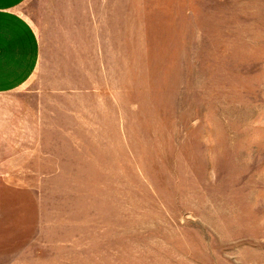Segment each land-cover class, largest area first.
I'll return each mask as SVG.
<instances>
[{
    "label": "rangeland",
    "instance_id": "1",
    "mask_svg": "<svg viewBox=\"0 0 264 264\" xmlns=\"http://www.w3.org/2000/svg\"><path fill=\"white\" fill-rule=\"evenodd\" d=\"M95 10L113 97L0 170V264H264V0Z\"/></svg>",
    "mask_w": 264,
    "mask_h": 264
},
{
    "label": "crops",
    "instance_id": "2",
    "mask_svg": "<svg viewBox=\"0 0 264 264\" xmlns=\"http://www.w3.org/2000/svg\"><path fill=\"white\" fill-rule=\"evenodd\" d=\"M95 3L0 0V170H24L41 155L59 106L73 115L91 98L98 105L111 91L113 97ZM111 55L113 64L114 43Z\"/></svg>",
    "mask_w": 264,
    "mask_h": 264
}]
</instances>
